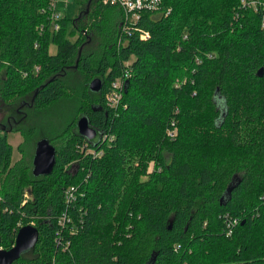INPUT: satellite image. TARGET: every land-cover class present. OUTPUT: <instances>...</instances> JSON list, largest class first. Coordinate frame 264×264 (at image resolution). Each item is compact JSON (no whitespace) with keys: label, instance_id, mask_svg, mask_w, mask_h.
I'll return each instance as SVG.
<instances>
[{"label":"trees","instance_id":"1","mask_svg":"<svg viewBox=\"0 0 264 264\" xmlns=\"http://www.w3.org/2000/svg\"><path fill=\"white\" fill-rule=\"evenodd\" d=\"M48 4L0 0V95L38 114L75 97L78 73L86 85L77 110L97 135L80 136L72 121L52 134L36 120L0 123V248L30 218L39 229L13 264H264V8L162 0L119 44L117 4L74 0L78 13L58 29ZM125 70L121 102L109 108ZM96 76L103 84L92 92ZM88 92L98 94L90 105ZM12 131L26 142L62 140L50 174L33 175L23 141L12 162ZM63 213L70 221L60 224ZM226 214L239 218L230 234Z\"/></svg>","mask_w":264,"mask_h":264},{"label":"rangeland","instance_id":"2","mask_svg":"<svg viewBox=\"0 0 264 264\" xmlns=\"http://www.w3.org/2000/svg\"><path fill=\"white\" fill-rule=\"evenodd\" d=\"M57 1L59 2V4L62 3V8L59 7L62 16H67L68 18H70V17H74L76 13H78L76 11L74 0H57ZM94 45L96 46V43ZM48 50L51 54L56 51V45L53 41L49 44ZM2 73H4V70L0 68V85L2 82V78H1ZM71 76L72 77L70 80L71 82H73L74 91H72V93H74L75 96L74 98H66V97L61 98L55 101V103H53L49 107L41 110V113L40 112L38 114L35 113L34 115L32 114V112H30V108L27 105H24L20 107L19 110L23 112V116L25 117V120L22 123L17 124L16 126L17 127L27 126L28 123H32L36 120L35 122L38 124V126L41 123L44 124L45 126L43 129L44 133L47 132L48 134H52V133H56V131L63 129L66 126V124L69 123V121L75 123L79 117L83 116L81 115L82 112L77 109L80 104V94L83 91L86 82L83 76L78 73L75 74L72 73ZM88 96L90 101H87L85 104L90 105L91 103L96 102L95 100L97 99L98 94L88 92ZM21 99L24 98L19 97L16 99L15 97H13L12 99H6L0 95V123H5L6 117L9 116L14 111V108H16L21 104L22 101ZM13 102L15 103L13 104ZM48 127L51 129V131H47ZM24 129H25L24 133L26 134L27 128ZM23 138H24L23 135L18 131L8 132L7 134V140L11 144L12 162L17 161L22 156L20 154L21 152L19 149V144L23 141ZM36 138L37 137L34 136L28 138L29 140L28 142L23 141L24 143L22 145V148L26 160L30 161L33 157L32 154L35 143L37 141ZM53 144L59 148L60 145L62 144V140H56L53 142ZM148 165L150 169L153 168L152 162H149ZM28 223L34 225L35 220H33V218H30Z\"/></svg>","mask_w":264,"mask_h":264},{"label":"water","instance_id":"3","mask_svg":"<svg viewBox=\"0 0 264 264\" xmlns=\"http://www.w3.org/2000/svg\"><path fill=\"white\" fill-rule=\"evenodd\" d=\"M128 80L125 79L124 90ZM103 81L99 77H95L89 82V89L97 92L101 89ZM38 90V89H37ZM36 90V92H37ZM75 125H77V133L80 136L93 139L97 135L96 129L89 123L88 117L83 114L79 117ZM3 127V126H2ZM56 148L51 140L46 137L38 139L33 151L32 173L35 176L48 175L53 171L56 162ZM238 180L234 177L228 184L226 191L220 197L219 202L224 203L229 197L231 189L237 184ZM39 229L33 224H23L17 229L14 244L10 248H0V264H13L22 254L30 251L38 243Z\"/></svg>","mask_w":264,"mask_h":264},{"label":"built area","instance_id":"4","mask_svg":"<svg viewBox=\"0 0 264 264\" xmlns=\"http://www.w3.org/2000/svg\"><path fill=\"white\" fill-rule=\"evenodd\" d=\"M107 2L117 4L120 9H123V21L121 26V35L118 37V43L121 44L124 42L125 37L123 34L130 33V30H136L134 23L140 17V14L143 10H154L158 9L159 4L162 0H106ZM241 4L246 7H253L255 9L259 7L264 8V0H241ZM61 6L57 0H49L47 7L48 12H50V23L54 29H58V19L62 17V13L59 9ZM264 25V22L262 23ZM132 26V28H131ZM141 38H147L148 32L140 30ZM128 76V71L125 70L123 77L121 79H116L112 82L109 92L106 94V104L109 108L117 107L122 99V90L124 88L125 79ZM76 186L72 185L65 190V196L68 200H72L75 197ZM264 198V196H262ZM226 219V232L230 234V231L234 225L239 221L238 217H229L225 215ZM70 219L67 217L66 213H63L59 218L60 224H65L69 222Z\"/></svg>","mask_w":264,"mask_h":264},{"label":"flooded vegetation","instance_id":"5","mask_svg":"<svg viewBox=\"0 0 264 264\" xmlns=\"http://www.w3.org/2000/svg\"><path fill=\"white\" fill-rule=\"evenodd\" d=\"M20 107L17 106L16 108H14V111L6 117V121L5 123H1V126H4L6 128V126L8 127H12L13 125H17L20 124L23 119V112L21 110H19Z\"/></svg>","mask_w":264,"mask_h":264},{"label":"crops","instance_id":"6","mask_svg":"<svg viewBox=\"0 0 264 264\" xmlns=\"http://www.w3.org/2000/svg\"><path fill=\"white\" fill-rule=\"evenodd\" d=\"M59 5H60V6H61V8H62V3H60Z\"/></svg>","mask_w":264,"mask_h":264}]
</instances>
